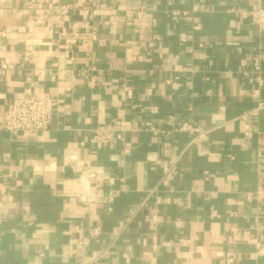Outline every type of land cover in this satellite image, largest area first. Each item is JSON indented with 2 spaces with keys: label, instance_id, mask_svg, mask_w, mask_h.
<instances>
[{
  "label": "crops",
  "instance_id": "1",
  "mask_svg": "<svg viewBox=\"0 0 264 264\" xmlns=\"http://www.w3.org/2000/svg\"><path fill=\"white\" fill-rule=\"evenodd\" d=\"M196 1L63 0L72 12L57 28L55 18L34 24L51 12L48 0H0V33L8 30L0 62L14 65L0 70V264H148L154 238L158 264H264V114L251 113L257 85L245 74L246 54L264 56V35L248 16L264 0H203L206 10L194 11ZM172 10L189 15L173 21ZM51 26L77 45L60 48ZM90 67L95 86L84 77ZM33 90L56 102L51 127L4 132V111ZM117 118L139 128L126 136L128 154L120 142L92 139ZM186 121L208 138L175 130ZM77 165L108 174L92 182L101 201L80 200ZM170 168L174 180L162 187Z\"/></svg>",
  "mask_w": 264,
  "mask_h": 264
},
{
  "label": "built area",
  "instance_id": "2",
  "mask_svg": "<svg viewBox=\"0 0 264 264\" xmlns=\"http://www.w3.org/2000/svg\"><path fill=\"white\" fill-rule=\"evenodd\" d=\"M49 10L51 12L46 14L45 18H35L34 24L42 25L45 21H51L52 18H55L54 24L57 28H62L65 24L67 17L71 14L72 8L70 5L63 3V0H48ZM90 4L92 6H96V0H90ZM203 0H197L195 3L194 11L206 10L204 8ZM47 11V10H45ZM235 10H229V13H234ZM89 13V9L85 11V14ZM144 15L143 10L137 12V16L141 18ZM189 13L187 11L182 10H172L171 18L173 21H179L180 19L188 16ZM248 16L250 18L251 23L257 27L258 32L264 35V8L259 7L256 10H252L248 12ZM81 27L85 30H88V23L85 21L81 24ZM34 27L28 28L27 34L29 36L32 35ZM200 23H196L193 25V29L198 31L200 30ZM51 33L55 34L56 40L59 44L60 48H63L66 51H71L75 45H77L78 41L75 37L67 36L66 34L57 32L54 30L53 26H51ZM8 30L4 29L0 33V37L6 36ZM179 41L181 46L186 52L192 51V46L190 45V39L188 35L185 33L179 34ZM246 61L250 64V70L245 72L247 76H249L250 82L256 83V88L253 90L252 95L257 99V106L251 111L252 114H264V98L261 97V90L264 86L263 81V62L264 56L261 53L253 54L249 53L245 56ZM14 68L13 64H10L5 61L0 62V70H11ZM88 75L84 76L87 80L89 86H95L97 83L98 76L94 73L95 68L88 69ZM94 73V74H93ZM127 90V94L131 96V90L128 87H125ZM56 107L55 100L48 96L45 92L39 90H33L26 92L18 98L13 104L8 107L3 115L1 120V128L4 132H7L11 135H23V134H32V133H41L46 131L51 127V123L54 116V110ZM145 128L154 134H158L160 132L159 129L152 126L150 123L145 124ZM139 128L132 121L127 119H114L110 123H103L96 127L93 132L92 139L95 143L101 144L103 146L110 145L113 142H120L123 146V152L125 154L130 153L131 151V143L126 140V136L132 132L137 131ZM175 130L180 132H187L193 135L192 142H202L208 138L209 132L204 128L194 124L192 121L183 122L178 128ZM74 172L77 175L78 182L83 186V190L80 193V200L82 202H99L101 201V197L99 196L97 189L92 187L93 181H103L109 179L108 174L100 169L88 166V165H77L73 167ZM174 174L172 169H168L164 172L163 176L160 180V185L162 187H167L174 180ZM7 192L6 186L0 185V195L5 194ZM150 194H154L155 202L157 205L161 204L162 197L158 194L156 189L152 190ZM135 209L129 212V220L134 214ZM159 210L152 215V221L154 224L158 223ZM176 227H182L183 222L180 220H176L174 222ZM101 234L100 228H90L89 229V237L94 239ZM119 233H116L113 242L109 245V247L104 251L106 253L113 243L118 239ZM75 245L79 251L84 248V240L81 238L75 239ZM159 242L156 238H154L152 243V249L154 254L149 258L148 264H158V250H159ZM264 249H260L262 253ZM103 253V254H104Z\"/></svg>",
  "mask_w": 264,
  "mask_h": 264
}]
</instances>
